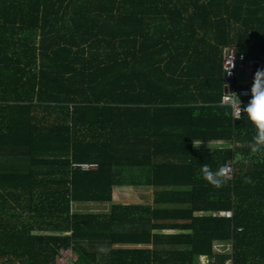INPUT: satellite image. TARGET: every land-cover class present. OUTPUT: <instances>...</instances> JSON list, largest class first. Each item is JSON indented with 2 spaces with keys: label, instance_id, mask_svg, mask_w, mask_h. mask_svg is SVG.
<instances>
[{
  "label": "trees",
  "instance_id": "obj_1",
  "mask_svg": "<svg viewBox=\"0 0 264 264\" xmlns=\"http://www.w3.org/2000/svg\"><path fill=\"white\" fill-rule=\"evenodd\" d=\"M228 47L264 63V0H0V264H264V155L221 105ZM126 185L154 202L116 204Z\"/></svg>",
  "mask_w": 264,
  "mask_h": 264
},
{
  "label": "built area",
  "instance_id": "obj_2",
  "mask_svg": "<svg viewBox=\"0 0 264 264\" xmlns=\"http://www.w3.org/2000/svg\"><path fill=\"white\" fill-rule=\"evenodd\" d=\"M223 61H224V71L225 75L228 77L227 81V92H232L238 95V98L242 101V107L247 104L248 98H250V95L247 94L250 92L251 84L254 78L255 73L257 70H264V64H257L254 61L248 60L246 55L242 52H240L236 47H228L224 50L223 55ZM223 106L229 107L227 104H224ZM241 116H243V113H241ZM233 118L234 120H239L235 118V114L233 112ZM74 169H82L84 171H90V170H97L98 165L97 164H75L73 166ZM227 170V179L228 180H234V174H235V168L230 163L226 167ZM220 217H226V218H232L233 213L232 212H222L219 214ZM223 247L226 249L227 246H224L223 244L217 245L216 249L217 251L219 248ZM228 248V247H227ZM229 249V248H228ZM72 249H62L57 256V262L58 264H74L78 258L75 257L72 253ZM204 264V263H200ZM207 264H217L216 259L210 260ZM225 264H234L233 260L229 259Z\"/></svg>",
  "mask_w": 264,
  "mask_h": 264
},
{
  "label": "clouds",
  "instance_id": "obj_3",
  "mask_svg": "<svg viewBox=\"0 0 264 264\" xmlns=\"http://www.w3.org/2000/svg\"><path fill=\"white\" fill-rule=\"evenodd\" d=\"M247 94L250 95V99L242 107V101L238 98V95L232 92L226 93L224 89L221 105L227 104L231 107L236 119L243 118L241 113L246 114L247 121L255 130V135L250 143V151L253 154L264 155V70H257L251 84L250 92ZM201 171L203 179L216 188L222 187L227 182L226 166H221L218 170L212 171L205 164Z\"/></svg>",
  "mask_w": 264,
  "mask_h": 264
},
{
  "label": "rangeland",
  "instance_id": "obj_4",
  "mask_svg": "<svg viewBox=\"0 0 264 264\" xmlns=\"http://www.w3.org/2000/svg\"><path fill=\"white\" fill-rule=\"evenodd\" d=\"M114 201L116 204H140L148 205L152 204L155 199V188H136L133 186H123L115 187L114 191ZM75 211H80L83 213H105L110 212V206L108 205H96L88 204L82 206H75ZM218 252L221 254L228 253V250L225 251L223 247L219 248ZM73 255L78 258L77 254L72 251Z\"/></svg>",
  "mask_w": 264,
  "mask_h": 264
},
{
  "label": "water",
  "instance_id": "obj_5",
  "mask_svg": "<svg viewBox=\"0 0 264 264\" xmlns=\"http://www.w3.org/2000/svg\"><path fill=\"white\" fill-rule=\"evenodd\" d=\"M225 80H226V82L228 81V77H227V75H225Z\"/></svg>",
  "mask_w": 264,
  "mask_h": 264
}]
</instances>
